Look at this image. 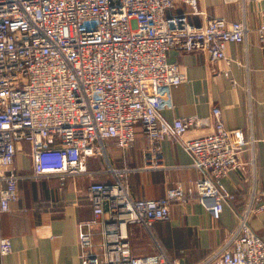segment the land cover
<instances>
[{"label": "built area", "instance_id": "built-area-1", "mask_svg": "<svg viewBox=\"0 0 264 264\" xmlns=\"http://www.w3.org/2000/svg\"><path fill=\"white\" fill-rule=\"evenodd\" d=\"M177 2L203 13L198 0H0V212L17 198L18 175L10 169L17 142L28 144L34 176L64 178L86 172L88 156L104 153V139L127 148L138 125L145 153L157 152L162 138L182 145L202 174L188 191L220 217L235 197L222 177L243 167L238 155L246 141L219 119L211 132L187 138L203 118H161L160 109L174 105L173 87L185 80L167 51L206 50L212 61L229 65L227 44L245 42L248 27L218 16L194 24L185 14L167 15ZM258 31L262 42L264 25ZM129 170L108 166L111 181L86 185L93 216L76 225L80 264H178L161 250L133 254L128 227L149 230L169 216L172 201L189 196L176 183L160 198L134 199L125 180ZM249 212L238 213V227L213 254V264H264V240L250 226ZM10 251V239L0 237V255Z\"/></svg>", "mask_w": 264, "mask_h": 264}, {"label": "crops", "instance_id": "crops-1", "mask_svg": "<svg viewBox=\"0 0 264 264\" xmlns=\"http://www.w3.org/2000/svg\"><path fill=\"white\" fill-rule=\"evenodd\" d=\"M198 5L203 13L195 14L188 4L177 2L166 14H185L194 24L215 16L244 21L246 41L227 44V55L233 60L229 65L212 61L206 50H168L167 59L179 64L185 80L173 87L174 105L161 108L160 116L167 121L190 115L203 118L205 124L189 128L187 138L211 132L217 119L229 129L241 130L246 144L238 160L243 167L232 168L222 177V184L235 197L225 202L220 217L213 218L198 201L197 192L188 191L202 174L182 145L162 138L157 152L145 153L140 126L127 148L104 139V153L88 156L86 172L64 178L34 176L29 146L20 141L10 165L18 175L17 198L9 210L0 212V237L10 239L11 251L0 255V264H80L76 225L93 216L85 188L92 181H111L108 166L130 168L125 180L134 199L160 198L176 183L189 196L186 202L172 201L169 216L153 221L149 230L128 227L135 255L161 250L178 264H213V254L237 229L238 213L247 208L250 226L264 240V32L261 42L258 31L264 25V0H198ZM232 139L237 143L239 136L234 134ZM92 240H100L97 230Z\"/></svg>", "mask_w": 264, "mask_h": 264}, {"label": "rangeland", "instance_id": "rangeland-1", "mask_svg": "<svg viewBox=\"0 0 264 264\" xmlns=\"http://www.w3.org/2000/svg\"><path fill=\"white\" fill-rule=\"evenodd\" d=\"M138 125H135V129L137 128Z\"/></svg>", "mask_w": 264, "mask_h": 264}]
</instances>
